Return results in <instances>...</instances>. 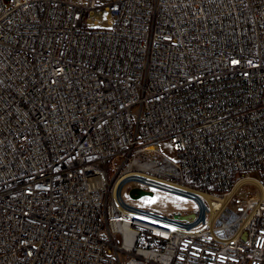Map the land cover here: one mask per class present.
Returning <instances> with one entry per match:
<instances>
[{"label":"built area","instance_id":"obj_1","mask_svg":"<svg viewBox=\"0 0 264 264\" xmlns=\"http://www.w3.org/2000/svg\"><path fill=\"white\" fill-rule=\"evenodd\" d=\"M131 176L208 224L127 212ZM0 264H264V0H0Z\"/></svg>","mask_w":264,"mask_h":264},{"label":"rangeland","instance_id":"obj_2","mask_svg":"<svg viewBox=\"0 0 264 264\" xmlns=\"http://www.w3.org/2000/svg\"><path fill=\"white\" fill-rule=\"evenodd\" d=\"M101 26H107L104 16L101 17ZM160 149L169 159L173 161L177 159L170 141L161 142ZM250 174L253 177L257 176L254 172ZM133 188H139L147 195L135 199L130 193ZM117 202L133 215L188 231L206 226L211 214L207 200L200 194L141 176L128 177L120 184L117 189ZM190 215L195 217L190 220L185 219Z\"/></svg>","mask_w":264,"mask_h":264},{"label":"water","instance_id":"obj_3","mask_svg":"<svg viewBox=\"0 0 264 264\" xmlns=\"http://www.w3.org/2000/svg\"><path fill=\"white\" fill-rule=\"evenodd\" d=\"M130 193H131V196H132L133 198H135V199L147 195L146 192H144L143 190H141V189H139V188H133V189L131 190ZM194 217H195L194 215H190V216H187L185 219L190 220V219H192V218H194Z\"/></svg>","mask_w":264,"mask_h":264}]
</instances>
